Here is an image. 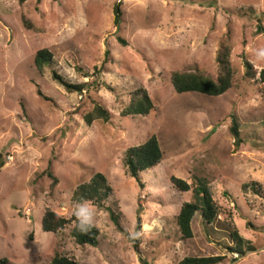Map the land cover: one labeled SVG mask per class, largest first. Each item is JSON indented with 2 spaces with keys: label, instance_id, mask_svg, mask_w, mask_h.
Instances as JSON below:
<instances>
[{
  "label": "rangeland",
  "instance_id": "1",
  "mask_svg": "<svg viewBox=\"0 0 264 264\" xmlns=\"http://www.w3.org/2000/svg\"><path fill=\"white\" fill-rule=\"evenodd\" d=\"M117 4L124 13L120 26ZM249 8L264 12V0H0V262L49 264L59 255L79 264H177L226 256L222 264H264V196L242 191L249 183L264 191V88L246 79L244 65L248 60L264 69L258 56L264 33L256 19L237 15ZM222 46L230 49L232 87L218 97L177 94L172 73L217 77ZM44 49L53 61L40 73L34 59ZM52 71L91 86L69 93ZM139 88L155 111L122 116ZM96 105L109 111L108 123L85 122ZM233 117L244 138L240 148ZM153 136L163 160L135 180L125 154ZM47 170L58 179L52 195ZM97 173L112 189L104 206L119 225L89 202L99 245L81 247L71 235L73 195ZM172 178L192 189L180 192ZM198 179L206 181L221 225L206 226L197 216L193 238L184 240L176 218L194 200ZM48 209L70 220L56 234L42 230ZM227 223L256 251L231 253Z\"/></svg>",
  "mask_w": 264,
  "mask_h": 264
},
{
  "label": "trees",
  "instance_id": "2",
  "mask_svg": "<svg viewBox=\"0 0 264 264\" xmlns=\"http://www.w3.org/2000/svg\"><path fill=\"white\" fill-rule=\"evenodd\" d=\"M237 15L248 16L258 21L257 31L258 33H264V12H257L252 8L238 12ZM114 22L116 26H120L123 22L124 13L121 9V4H117L114 8ZM23 22L32 28V25L28 24L26 19ZM121 44H125L123 39H119ZM53 61V55L48 50H40L37 52L34 63L37 70L42 71L49 67ZM217 64L219 66V75L217 77L208 74L205 71H178L171 75V84L177 94L186 93H198L208 97H218L226 93L232 87V80L234 76L233 69L230 62V49L227 46H222L217 55ZM245 65V77L248 80L257 81L263 85L264 88V69L258 71L254 68L253 64L248 60L244 61ZM52 80L62 86L69 93L82 94L91 85L88 83L75 84L68 81L57 71H52ZM95 85V84H93ZM39 95L47 101H51L50 98L44 96L41 92ZM155 111L153 100L150 98L145 88H139L131 93V100L127 107L122 111L124 117H146L151 112ZM85 122L91 125L95 121H102L108 123L111 119V115L107 109L100 105H96L94 109L87 113L84 117ZM231 133L235 140V146L240 148L244 144V138L240 129V125L236 117L232 119ZM163 160V152L160 148L159 142L156 136L151 137L145 144L138 147H132L127 150L124 158V166L128 175L135 180H139L140 174L144 171L151 170L157 167ZM45 176L51 180L50 193L53 194L56 186L58 185V179L47 170L44 172ZM171 183L174 188L182 193L189 192L192 187L186 182L172 178ZM242 191L245 193L253 192L256 195L264 196L262 187L257 183L245 184L242 187ZM112 193L111 187L108 185L107 179L100 173H97L92 177L90 182L81 184L74 192L73 198L76 202H92L102 211L106 210L110 213L112 221L119 225V218L115 212L110 208H105L104 203L110 197ZM194 200L192 202L184 203L180 209L176 218L178 229L184 240H190L193 238V224L197 216L203 219L206 226L221 225L219 217L221 214L220 209L215 204L212 194L203 179H198L193 189ZM76 220V218L74 217ZM70 220L57 215L51 210H46L42 219V230L46 233L56 234L63 230ZM229 239L232 241V245L228 246V250L238 256L244 257L249 253L256 251V248L250 244H247L244 239L239 235L237 230L231 223H227L226 226ZM71 235L75 242L81 246L97 247L99 231L96 227H92L87 233L79 231L75 226L71 231ZM129 240L134 243V247L138 250L139 242L134 241L132 237ZM226 260V256H193L186 257L177 264H222ZM8 262L3 260L0 264H7ZM146 264L145 261H143ZM49 264H79L77 261L65 256L55 255Z\"/></svg>",
  "mask_w": 264,
  "mask_h": 264
},
{
  "label": "clouds",
  "instance_id": "3",
  "mask_svg": "<svg viewBox=\"0 0 264 264\" xmlns=\"http://www.w3.org/2000/svg\"><path fill=\"white\" fill-rule=\"evenodd\" d=\"M258 56L264 58V50ZM73 214L76 218L74 226L79 231L87 233L94 226L95 209L89 202L82 201L77 203Z\"/></svg>",
  "mask_w": 264,
  "mask_h": 264
}]
</instances>
